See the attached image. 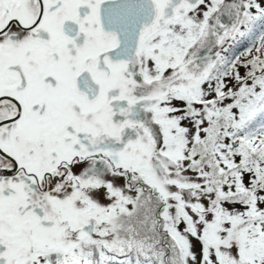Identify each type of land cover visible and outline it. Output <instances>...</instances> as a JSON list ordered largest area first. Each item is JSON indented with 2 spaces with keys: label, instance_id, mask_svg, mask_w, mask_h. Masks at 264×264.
Segmentation results:
<instances>
[{
  "label": "snow or ice",
  "instance_id": "6c2138e0",
  "mask_svg": "<svg viewBox=\"0 0 264 264\" xmlns=\"http://www.w3.org/2000/svg\"><path fill=\"white\" fill-rule=\"evenodd\" d=\"M0 264H264V0H0Z\"/></svg>",
  "mask_w": 264,
  "mask_h": 264
}]
</instances>
